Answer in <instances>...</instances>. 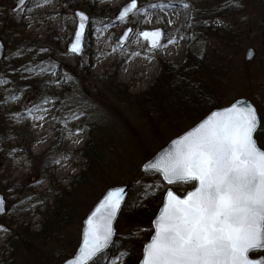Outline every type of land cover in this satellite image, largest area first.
Listing matches in <instances>:
<instances>
[{"label": "rangeland", "instance_id": "1", "mask_svg": "<svg viewBox=\"0 0 264 264\" xmlns=\"http://www.w3.org/2000/svg\"><path fill=\"white\" fill-rule=\"evenodd\" d=\"M128 1L130 0H99L91 12L84 7L83 0H50L46 4L29 1L23 9L13 12L16 0H0V40L4 44V54L0 61V81L10 79L11 71L8 70L5 54L17 47L12 43L17 38L10 40L13 45L6 43L8 25L13 19L20 18L21 23L26 24L20 38L30 40L29 45L22 48L24 52L20 56L25 62L23 69L34 75L39 73L26 97L16 95L7 104L3 103L5 122L11 123L10 126L17 131L24 127L31 137L28 146L20 141V134L9 137L4 144V151L0 153V194L6 206L4 215L13 218L8 219L13 223L12 229L25 222L30 230H40L45 220L43 213L47 207L52 208L54 205L55 197L52 192L75 189V197L79 203L76 210L83 216L74 217L70 223H66L60 234L79 240L84 216L105 190L114 185L125 184L137 175L142 163L149 158L147 155L152 156L174 138L168 137L172 125L177 127L176 130L183 128L181 133L194 125L186 128L184 125L188 121L173 115L170 125L162 110L157 115V121L144 120L143 114H135L126 105L121 106L94 80L96 76L115 72L117 79L127 85L129 92L138 94L152 85L159 73L161 62L178 64L185 60L188 53L202 58L212 48L211 39L197 38L186 32L190 23L191 7L183 8L182 1L138 0V13L135 11L125 20L112 25V18ZM153 3H171L172 7H165L163 10L146 9L147 5ZM222 4L225 10L217 19L212 17L210 21L211 25L228 28L233 36V41H230V36H226L225 46L217 47L218 55L214 57L219 58L216 60V77L221 106L238 98H246L255 106L258 114L264 117V63L261 61L262 51L255 32L264 13V0H222ZM235 4L241 6L235 7ZM76 9L85 11L89 16L84 51L80 58L68 54L66 50L75 27ZM158 27L164 29L165 37L160 47L151 50L138 36V32ZM126 28H130L131 32L127 42L120 44L118 38ZM169 39L174 43L169 44ZM249 47L254 48L255 55L252 60L247 61L245 53ZM210 57L208 53L209 60ZM87 62L90 66L88 70H84L83 65ZM46 67L47 73L42 74ZM59 77L72 81V87L68 86L66 91L65 86L57 85L55 82ZM46 78L53 83L55 92L63 91V97L57 101L51 100L53 104L44 103L48 94L42 82ZM2 87L3 83H0V96L3 95ZM34 105H42L48 109L46 114L36 113L45 117L43 121H33L28 116V109ZM57 109L60 114H56ZM73 112L77 113L78 119H72ZM14 113L19 114V117L14 116ZM88 115L91 121H99L96 126L100 133L107 134V141L101 147L105 174L90 178V184L85 186L86 189L83 188L86 193H83L79 187L82 180L77 176L87 168L85 158L79 152L88 138V132L81 130L79 125ZM106 123H109V131ZM159 130L162 132L158 133ZM160 140H164L163 145L156 147ZM12 149L16 151L12 152ZM55 160L62 163L56 164ZM145 180L148 187L152 186L153 198L161 192L163 197L169 187L160 175L152 172ZM193 186L192 182L174 184L171 187L182 195ZM42 194L44 203L36 200ZM18 203L24 207L20 214ZM46 212L49 213V210ZM0 228L7 229L6 232L0 231L1 261L4 257L2 253L9 250L6 244L9 229L1 223ZM115 229L116 237L119 231H126L127 227L117 226L115 223ZM149 233L147 228L141 226L133 232V238L144 244ZM63 246V239L60 238L48 241L44 244V249L63 252ZM73 253L66 252L69 256ZM117 257L108 260L111 264H126V258L121 256L117 260Z\"/></svg>", "mask_w": 264, "mask_h": 264}, {"label": "snow or ice", "instance_id": "2", "mask_svg": "<svg viewBox=\"0 0 264 264\" xmlns=\"http://www.w3.org/2000/svg\"><path fill=\"white\" fill-rule=\"evenodd\" d=\"M49 2L40 0L41 4ZM165 7L172 4L153 3L146 9ZM182 7L187 9L191 5L183 2ZM134 10L139 12L137 0H131L119 19L123 20ZM75 16L79 30L69 50L79 55L88 17L80 11ZM128 31L131 29L125 31V36ZM141 35L148 39L149 36L160 38L162 34L156 30ZM168 43L174 41L169 39ZM158 46L160 42L156 39L152 47ZM55 83L59 85L60 79ZM44 103L54 102L45 98ZM38 112L46 114L48 109L34 105L27 114L33 121H43L45 117L36 115ZM71 116L79 118L75 112ZM258 134L264 135V117L250 102L238 99L212 112L172 141V147L163 155L144 166L146 172L162 176L169 185L192 182L195 185L183 198L167 191L163 209L153 221L154 234L144 247L141 264H264V259L252 258L264 256V150L259 145ZM151 188L150 185L144 190L145 197ZM124 191V188L108 191L87 218L79 255L71 264H89L104 254L112 242V222L121 209Z\"/></svg>", "mask_w": 264, "mask_h": 264}, {"label": "trees", "instance_id": "3", "mask_svg": "<svg viewBox=\"0 0 264 264\" xmlns=\"http://www.w3.org/2000/svg\"><path fill=\"white\" fill-rule=\"evenodd\" d=\"M33 1L40 2V0H30V2ZM83 1L84 7L91 12L99 0ZM175 1L190 3L191 18L186 32L197 38L203 37L205 39H211V50L202 58L193 53H188L185 60L178 64L161 62L159 73L152 85L147 90L138 94L129 92L127 85L117 79L115 72L96 76L94 80L121 106L126 105L135 114H143L144 120L157 121V115L162 110L166 113L168 117L166 118L170 125L172 124L173 115L175 118H185L188 122L184 127L187 128L198 122L213 109L222 105L217 91L219 84L217 81L218 77H216L218 73L216 60L219 58L214 57L218 55L217 47L225 46L226 36H230V41H233V36L228 28L222 29L210 23L212 17L217 19L216 17L220 16L225 10L222 0ZM25 28L26 24L21 23L20 18L13 19L9 22L8 32L6 34V43L10 44L12 38H17L18 40L12 42L17 47L5 54L7 59L6 64L11 73L9 76L10 79L6 78L3 80L5 81L2 87L3 95L0 96L2 97L0 98V116L2 115L0 117V153L4 151L6 140L9 137L17 136V134H20V141H23L26 146L31 142L30 134L24 127L20 129L21 131H17V129L10 126L11 123L5 122L3 116V113L5 114L3 103L7 104L16 95L26 97L39 76V73L34 75L29 70L23 69L25 62L21 60L20 56L30 41H27L28 39L25 37L24 39L20 38ZM255 32L262 51L261 61L264 63V13L256 26ZM216 41H219V43ZM208 53L211 56L212 62L208 59ZM89 66L90 63L87 62L83 65V69L88 70ZM47 71L48 67L42 71V74H46ZM58 79H60V84L66 87L64 90L67 91L68 86L72 87V81H67L66 79L65 81L63 77H59ZM42 84L46 88L45 90L49 100L57 101L60 97H63V91H54L53 83L49 82V78L44 79ZM56 111L58 112L56 114H60L59 109ZM91 120L88 115L79 125L81 130L88 132V138L79 152L84 156L87 168L77 176V178L82 180L80 181L79 187L83 193H86L85 186L90 184V178L102 177L105 174V168L102 165L101 147L107 141V134L100 133L99 127L96 126L99 124V121H96V119L94 121ZM108 124L106 123L105 125L109 131ZM170 129L174 131H168V137H175L181 133L183 128L176 130L177 127L172 125ZM159 132L162 131L159 130ZM257 138L259 145L264 149V135L258 134ZM163 141L160 140L155 146L161 145L164 143ZM150 155H147V157L150 158ZM50 161L47 160V162ZM150 173L144 174L140 182H135V180L132 182L125 203L120 211L116 224L117 226L127 227V230L119 231L111 247L90 264H108V259L106 260L104 257L111 258L116 256L126 258V264H138L143 244L133 238V232L141 226L145 227L150 231L145 239H149L152 231L151 220L162 202V192L154 198L151 196V191L146 197L144 196V190L149 188L145 177ZM127 183H130V180ZM75 191V189L73 191L60 189L59 191L54 190L52 192L55 197L54 205L52 208L50 206L46 208V211L49 210V213L46 211L43 213L45 220L41 229L38 231L30 230L28 224L25 222L21 223L17 228L12 229L13 223L11 220L8 221V219L13 218L5 215L0 217V223L9 229L6 235V244L9 250L2 253L4 257L1 259L0 264H60L68 258L69 255L66 252L73 253L78 246L79 240L71 238L69 235H61L60 233L64 231L66 223H70L69 221H72L74 217L83 216L76 210L79 203L76 200ZM36 200L40 203L45 202L43 194L38 195ZM18 207L20 214L23 212L24 207L19 203ZM60 238L63 239V247H65L63 252L44 249V244L48 241L60 240Z\"/></svg>", "mask_w": 264, "mask_h": 264}, {"label": "water", "instance_id": "4", "mask_svg": "<svg viewBox=\"0 0 264 264\" xmlns=\"http://www.w3.org/2000/svg\"><path fill=\"white\" fill-rule=\"evenodd\" d=\"M28 1H29V0H23V3H21V0H16L15 5H14V7L12 8V11L14 12V11H18V10H20L21 8H23V7L25 6V4H26ZM130 3H131V0L128 1L127 3H125V4L119 9V11L117 12V14H116V15L112 18V20H111L112 25H116V24L120 23L121 21L125 20L126 18H128L129 16H131V15L135 12V10H134L133 13H130V14H129L128 16H126L123 20L119 19V14H120V12H121L125 7H127ZM137 6H138V1H137ZM77 11L83 12V14L86 15V16L88 17V20L85 22L84 33H83V36H82V43H81L82 51H81V53H80L79 55H77V54H75V53H72V52L69 50L70 47H71V44L75 42V32H76L77 30H79V20H78V17L75 16V12H77ZM74 16H75V27H74V31H73L72 38H71L70 42H68V44H67V46H66V50H67V53H68V54H72V55L76 56L77 58H80V57L82 56V54H83V50H84V39H85V34H86L87 24H88V21H89V16H88V14H87L85 11H83V10H81V9H76V10L74 11ZM128 29H130V28H126V29L122 32L121 36L118 38V42H119L120 44H125V43L127 42L128 36H129V34H130L131 31H128L127 36H125L124 33H125V31H127ZM156 30H159V31L161 32L162 35H161L160 38H155V37L149 36L148 39H145V38L141 35V32H149V33H152V32H154V31H156ZM138 36H139L143 41H145V42L147 43V46H148L149 49L154 50V49H156V48H158V47L161 46V44H162V40H163V36H164V30H163V28H161V27H158V28H155V29H142L140 32H138ZM156 39H159L160 46L154 48V47H152V44L155 42ZM3 54H4V44H3V42L0 40V61L2 60ZM254 55H255V50H254V48L249 47V48L246 50V53H245V60H247V61L252 60V59L254 58ZM238 99H244V100H247L248 102H250V101H249L248 99H246V98H238ZM238 99H235L234 101H232V102H231L230 104H228V105L220 106V107H218V108L213 109L212 111H210L209 113H207L202 119H200L198 122H196L193 126H191V127L188 128L187 130H185L184 132H182L181 134H179L178 136H176V137L172 138L170 141H168V143H167L166 145H164V146H163L162 148H160L157 152H155L150 158H148L147 160H145V161L142 163L139 173L130 179V183H125V184H121V185H114V186H111V187L107 188V189L105 190V192L102 194V196L96 201V203L92 206V208L89 210V212H88V213L85 215V217L83 218V220H82V226H81V230H80V239H79V243H78V246L76 247L74 253H73L72 255H70L68 258H66L64 261H62L60 264H71V262L75 260L76 256L79 255V248L82 246V242H83V231H84V229H85V227H86V221H87V218L91 215V213L95 210V208H96V207L99 205V203L103 200L104 196L107 194L108 191L113 190V189H116V188H124L125 191H124V193H123V197H124V199H123L122 206H121V209H122V207H123V205H124V203H125V200H126V198H127L128 192H129V190H130L131 182H132L133 180H135L136 182H140L141 179H142V177H143V175H144L145 173L151 172V171H147V172H146V171H145V168H144V166H145L148 162L153 161V160H155L156 158H158L159 156L163 155L165 151L169 150V149L172 147V141H174V140L177 139L178 137L182 136L184 133H186L187 131L191 130L192 128H194V127H195L197 124H199L202 120L206 119L209 115H211L212 112L222 110L223 108L230 106L233 102H235V101L238 100ZM250 103H251V102H250ZM251 104H252V103H251ZM252 105H253V104H252ZM253 106H254V105H253ZM254 107H255V106H254ZM262 150H264V149L262 148ZM161 178H162V176H161ZM162 180H163V178H162ZM163 181H164V180H163ZM164 182H165V181H164ZM193 183H194V185H195V182H193ZM165 184L169 185V184L166 183V182H165ZM171 185H174V184H171ZM169 190L173 191V192H174L177 196H179L180 198H183V197H184L189 191H193V190H194V186H193L191 189L187 190V191H186L184 194H182V195H180V194H178L177 192H175V191L172 189V187H170V186L166 188V190H165V192H164V194H163L162 203H161V205L159 206V208H158L156 214L154 215L153 219L151 220L152 233H151L149 239L143 244L141 257H140V260H139L138 264H141V261H142V259H143V250H144L145 245H147V244L151 241V238H152V236H153V234H154L153 221L158 217V215L160 214L161 210L163 209V205H164V202H165V199H166V193H167V191H169ZM121 209L117 212V216H116V218H115V219L113 220V222H112V226H113V230H114V235H113V237H112V242L110 243L109 247L112 245L113 240H114V238H115V233H116L115 223H116V221H117V219H118V217H119V214H120ZM5 211H6L5 201H4V199H3V196L0 194V216H3L4 213H5ZM109 247H108L107 249H109ZM107 249H105V251H106ZM252 258H261V259H264L263 256H262V257H256V256H253ZM95 259H96V258H95ZM92 262H93V261H90L89 264L92 263Z\"/></svg>", "mask_w": 264, "mask_h": 264}, {"label": "bare ground", "instance_id": "5", "mask_svg": "<svg viewBox=\"0 0 264 264\" xmlns=\"http://www.w3.org/2000/svg\"><path fill=\"white\" fill-rule=\"evenodd\" d=\"M178 136V135H177ZM176 137V136H175Z\"/></svg>", "mask_w": 264, "mask_h": 264}]
</instances>
